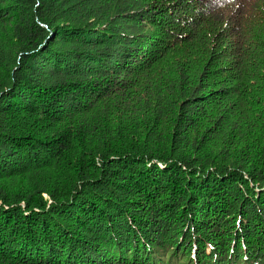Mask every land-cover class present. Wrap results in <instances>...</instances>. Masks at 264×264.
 Here are the masks:
<instances>
[{"label":"trees","instance_id":"trees-1","mask_svg":"<svg viewBox=\"0 0 264 264\" xmlns=\"http://www.w3.org/2000/svg\"><path fill=\"white\" fill-rule=\"evenodd\" d=\"M0 264H264V0H0Z\"/></svg>","mask_w":264,"mask_h":264}]
</instances>
